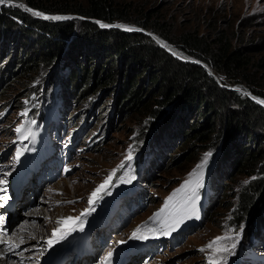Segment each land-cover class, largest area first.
Instances as JSON below:
<instances>
[{
  "label": "rangeland",
  "instance_id": "rangeland-1",
  "mask_svg": "<svg viewBox=\"0 0 264 264\" xmlns=\"http://www.w3.org/2000/svg\"><path fill=\"white\" fill-rule=\"evenodd\" d=\"M35 2L44 6L88 4V0H35ZM115 2L126 11L130 21H118L108 23L109 25L141 28L138 23L149 18L151 22L157 24L163 34L174 40L184 33H191L203 35L210 39L211 43H215L220 41L222 36L230 41L234 48L241 47L243 55L252 60V63L264 56V0H115ZM19 4L41 12L29 6L27 0H13V5ZM62 16H70L72 19L55 21L71 20L80 25L79 21L83 20L78 14L71 12ZM18 25L14 24L12 34L2 31L0 58L3 56L5 45L15 40L17 43H29L25 50L31 52L34 50V43L32 44L28 36L19 30L21 27ZM156 38L172 53H177L176 56L182 59L190 58L166 39L158 36ZM42 48L40 47L37 52H41ZM65 53L66 51L50 68H46L42 60H38L39 64L34 72H23L20 68L22 64L15 62L12 67L17 64L18 68H14V73L4 72L6 73L2 78L4 82L0 84V166H4L6 171L10 170L16 149L18 147L29 149L20 158L23 168L29 165L28 168H24L29 176L26 177L27 181L22 188L23 196L18 199L14 211H7V205H4V209L0 208V216L4 217L0 228L5 229L4 234L10 236L15 233L16 237L11 238L12 241L19 243L17 241L22 237L25 243L13 248V252H10L12 255L1 253V258L5 259L7 264L14 260H18V264H39V261L49 254L50 249H47L46 242L56 227L49 226L45 235L38 240L27 235L33 227L41 226L45 229L51 221L49 216L53 214L55 219L81 217L87 247L94 249L91 256L81 257V264H100L97 262L99 258L103 260L109 251L114 253V247L122 246L117 243L118 241H135L129 237L137 226L147 224L153 227L151 222L153 224L155 220L154 213L165 205L167 197L174 190L189 179V174L197 165L204 163L205 155L211 153L202 169V187L197 189L200 219H187L184 227L174 237L164 238L162 235L150 237L147 240L149 244L137 248L139 253L132 251L128 264H208V256L212 250L207 249L206 245L216 237L232 235L229 230L239 231L241 225L244 226L243 236L235 255L217 253L223 257L219 264H264V207L259 209L255 224L252 223L250 214L243 219L239 217L240 200L255 176L233 166L235 152H229L222 157V150L219 149L221 141L215 143L216 146L212 144V140L205 143L200 141L188 143L189 140L183 136L179 115L176 118L171 117V105L166 106V114L159 116L160 118L152 116L149 110L143 107L136 112L124 111L116 115L119 108L117 99L126 80L125 65L121 73L115 75L112 84L96 87L88 97L81 100L78 94H74L80 93L81 89L78 87L75 91L73 86L69 88L66 83L65 77L75 63L71 61L70 65L64 67ZM41 57L42 55L39 56ZM0 66V71L2 68L7 71L11 64L7 67L4 61ZM135 66L138 65L134 63L132 69H135ZM129 68L128 65L126 70ZM244 71L249 80L242 77L238 81L224 76H220L218 80L221 85L239 93H250L248 84L259 91H264V70H258L255 64H250ZM7 82L10 85L4 90ZM147 92L144 95H147ZM161 98L162 96H157L150 103V108L156 109ZM232 107L229 105L219 111L222 118L216 120L217 133L223 117L230 113ZM104 108L105 112L100 114ZM26 109L28 115L22 117L20 113ZM29 120L36 121L31 125L36 132L35 140L21 142L14 129L21 122L27 126ZM101 136L103 143L94 141ZM223 138L221 136L220 140ZM240 141L235 140L234 146H238ZM130 147L133 159L126 162L124 169L116 172L108 188L98 194L101 198L94 199L90 204L91 193L104 182L113 169L125 161ZM128 164H131L132 174L136 176V180L131 184H120L118 178L127 169ZM6 179L8 180L9 176ZM108 191L111 195L106 194ZM8 193L7 191L0 194ZM90 208L94 211L82 216V213ZM150 217L154 220H150ZM23 222L26 224L25 230L28 231L25 233L27 237L16 233ZM67 226L63 229L70 230L73 227L71 223ZM63 240L54 243L51 248L54 251L51 256L53 258L57 256V260L53 259L51 264H58L63 258L61 257L63 252L70 251ZM220 244L230 246L231 241L225 239ZM6 248H9V245ZM201 248H205V251H200ZM72 262L74 258L69 260L65 258L62 264Z\"/></svg>",
  "mask_w": 264,
  "mask_h": 264
},
{
  "label": "trees",
  "instance_id": "trees-1",
  "mask_svg": "<svg viewBox=\"0 0 264 264\" xmlns=\"http://www.w3.org/2000/svg\"><path fill=\"white\" fill-rule=\"evenodd\" d=\"M27 4L49 15L76 13L83 20L79 21L80 25L71 20H46L15 5H1L0 28H4L0 30V38L2 31L12 34L14 24H19V30L21 29L29 41L34 43V50H25L29 43H17L16 40L11 44L8 42L2 51L0 65L5 61L6 66L11 64V67L7 68V71L4 68L0 71V84L4 82V72L14 73V68H18L17 64L12 67L15 62L22 64L20 68L23 72H34L39 64L38 60H42V64L50 68L66 51L63 66L70 65L71 61L76 64L65 77L66 83L69 88L73 86L75 91L78 87L81 89L80 93L74 94H78L82 100L96 87L112 84L115 75L124 69L123 65L127 68L129 65V70H126V67L124 69L126 80L117 99L119 108L115 114L124 111L136 112L143 107L149 110V114L158 118L166 114V106L171 105V117L176 118L179 115L183 136L189 140L188 143H205L212 140L214 145L221 141L219 149L222 150V157L229 152H235L233 166L255 176L240 200L239 217L243 219L250 214L252 223H256L259 209L264 207V106L257 104L249 95L221 85L218 79L224 76L238 81L242 77L249 80L244 70L250 64H255L258 70H264V56L252 63V60L243 55L241 47L234 48L230 41L222 36L220 41L215 43H211V40L203 35L191 33H184L174 40L163 34L157 24L149 18L138 23L144 30L166 39L181 51L206 63L213 75L204 65L175 57L148 33L113 27L101 28L96 21L107 24L130 21L126 11L115 0H88L85 6H44L35 0H27ZM40 47H43L41 52H37ZM134 63L138 66L132 69ZM9 85L7 82L4 90H7ZM247 87L254 96L264 99V91H259L251 84ZM146 92L147 95H144ZM157 96L162 98L156 109H152L150 103ZM229 105L233 107L230 113L223 117L217 133L216 120L222 118L219 111ZM105 110H101L100 114ZM221 136L224 137L223 140H220ZM102 137L94 141L103 143ZM237 139L241 141L238 146H234L233 142Z\"/></svg>",
  "mask_w": 264,
  "mask_h": 264
},
{
  "label": "snow or ice",
  "instance_id": "snow-or-ice-1",
  "mask_svg": "<svg viewBox=\"0 0 264 264\" xmlns=\"http://www.w3.org/2000/svg\"><path fill=\"white\" fill-rule=\"evenodd\" d=\"M0 5H7V6H14L13 0H0ZM18 7L23 8L25 11L31 12L33 15L42 17L46 20H67L72 19L70 16H62V15H47L45 13L34 11L31 8H27L26 6L19 4L15 5ZM97 24L101 28H109V27H118L124 28L125 31H140V29H135L128 26L123 25H109L102 23L100 21H96ZM163 44V42H160ZM173 55H178L177 53L173 52ZM245 95H250L249 93L245 92ZM255 99V98H254ZM260 104H264V100L257 101ZM27 103V101L25 102ZM22 117H27L28 110L26 109L24 112L20 113ZM36 123L35 120H29L27 122V126L24 122L18 124L14 131L18 134V137L21 142L24 140L32 139L35 140L36 132L33 130L31 125ZM15 143V141H14ZM26 147H18L15 151V155L12 158V167L11 170H4V166H0V193H7V184L8 180L6 177L12 174V171L15 170V165L21 162L20 158L23 156L25 151H28ZM34 150V149H33ZM211 153H207L205 155V161H207V157L210 156ZM133 159L132 149L129 148L128 154L125 157V161H122L116 169H113L112 173L108 175V177L104 180L102 184H100L92 193L89 198V203L92 204L94 199H99L101 197L98 194L102 191H105L108 186L110 185L113 177L116 175V172L120 169L125 168V164L127 161H131ZM204 163L197 165V168L194 169L189 174V179L185 180L184 184L174 190L172 194H170L165 202V205L156 213H154L155 220L159 221L158 227H149L147 224L137 226L129 239L131 240H148L150 235L152 238H155L157 234L170 236L173 232L177 231L179 226L183 224L187 219H200L199 209L197 207V202L199 200V196L197 195V189L202 187V169L204 167ZM66 171H71L70 169H66ZM133 173L131 164L127 165V169L123 172V174L118 178L120 184H131L134 180H136V176ZM255 179V177H253ZM247 183V181L245 182ZM183 195L181 196V194ZM107 195H111V192L108 191ZM180 197V199H177ZM9 197L6 194H0V207H4L8 203ZM69 203H72L69 201ZM91 211L94 209L90 208L86 210L83 215L90 214ZM167 213V215H165ZM231 217H229L230 219ZM153 220V217L149 218ZM4 222V217L0 216V223ZM66 223H71L73 227L70 230H65L62 227H58L53 230L51 238L47 240V249H51L54 243H59L61 240L66 239L68 235L71 234V231H75L77 228L80 231L84 229V222L81 217H67L61 218L57 221V224L64 225ZM244 226L241 225L239 231H235L234 229H230L229 231L232 232V235H227L225 237H216L212 241H210L207 245V249H211V254L208 256V264H219V261L223 259V257L218 256L217 253H228L229 255H235V250L237 246L240 244V241L243 236ZM59 233V235H57ZM230 240L231 244L229 245H221L220 242L222 240ZM127 241H118V244L126 243ZM8 244L9 250L11 251L13 248H18L21 244L25 243V240L21 237L19 239V243H14L12 241H5L0 239V244ZM46 249V250H47ZM200 251H205V248H201ZM113 256V252L109 251L103 258V264H110L111 257Z\"/></svg>",
  "mask_w": 264,
  "mask_h": 264
},
{
  "label": "bare ground",
  "instance_id": "bare-ground-1",
  "mask_svg": "<svg viewBox=\"0 0 264 264\" xmlns=\"http://www.w3.org/2000/svg\"><path fill=\"white\" fill-rule=\"evenodd\" d=\"M254 96V95H253ZM254 98L258 101V99H261V100H264L263 98H258V97H256V96H254ZM25 171H26V169H24V173H25ZM26 174V177H28L29 176V174L28 173H25ZM7 191H9L8 189H7ZM23 191V190H22ZM1 208V207H0ZM3 209H4V207H3ZM2 210V209H1ZM7 211H9L8 209H6ZM3 211V210H2ZM10 212V211H9ZM8 212V213H9ZM18 214H19V212H18ZM12 215V214H11ZM56 215V214H55ZM165 215H167V213H165ZM16 216V215H15ZM19 216L20 217H22V215L21 214H19ZM49 216V215H48ZM50 217V219H51V221H49V224H48V226H46V228L45 229H42L41 228V226H38V227H33V228H31L32 230H31V232H29V234L27 235V236H32L33 237V239H35V240H38V239H41L44 235H45V233L47 232V230H48V228H49V226L50 227H52L53 226V228L54 227H65L66 228V226H67V224L69 225V223H66L65 224V226H61V225H59V224H57V221L59 220V219H55V217H54V215L52 214V215H50L49 216ZM154 220V219H153ZM152 220V221H153ZM25 222V221H24ZM23 222V223H24ZM21 223L20 225H19V232H16V233H18L19 234V236L20 235H22V236H25V237H27L26 235H25V233L26 232H28L27 231V229L25 230V228H26V224L24 223ZM185 223H186V221L183 223V224H181L180 226H179V228H178V230L177 231H175V232H173L170 236H164V235H162L164 238L165 237H174V235H176L177 233H178V231H180L183 227H184V225H185ZM151 225L153 226V227H158L159 226V221H157V220H154V222H153V224H152V222H151ZM28 226V225H27ZM32 226V225H31ZM73 226V225H72ZM68 227V226H67ZM18 228V227H17ZM16 229V228H15ZM70 229V228H69ZM0 231H2V232H0V239H3V240H10V241H12V239H14L15 237H16V234L15 233H13V234H11L10 236H8V234H4V231H5V229L4 228H0ZM77 231L78 230H76V232H73V233H71L70 235H68V236H71V237H69V241H68V244H69V242H70V240L72 239V237H75V235H76V233H77ZM158 235H160V234H157L156 236L158 237ZM18 236V237H19ZM10 237V238H9ZM150 237H151V235H150ZM12 238V239H11ZM27 240V239H26ZM13 242V241H12ZM17 242H19V241H17ZM28 242V241H27ZM127 244H132V246H134V250L132 249V251H133V253H135V252H137L138 251V249L137 248H140V247H143L144 245H146V244H149L148 243V241L146 240V241H141V240H135V241H132V242H126L125 243V245H127ZM7 245L8 244H2L1 245V247H0V264H7V261L5 260V259H2L1 258V253H10V252H13V249L10 251L9 250V248H6L7 247ZM65 245H67V243L65 244ZM70 246H72L71 244H69ZM73 247V246H72ZM132 251H131V253H132ZM49 253L52 255L53 253H54V251H53V249H50L49 250ZM130 253V254H131ZM11 254V253H10ZM21 254H23V253H21ZM59 254V253H58ZM57 254V255H58ZM73 254H74V252L73 251H69V252H66V251H64L63 252V255L61 256V257H65L66 259H72L73 258ZM12 255V254H11ZM50 255V256H51ZM136 255H138V254H136ZM26 257L28 256V255H25ZM19 258V257H18ZM29 259V258H28ZM54 260H57V256L55 257V258H53ZM133 259H137V258H133ZM82 260V258L81 257H79V258H77L76 260H74V262H72V264H81V261ZM27 261V260H26ZM9 263H11V264H18L19 263V261L17 260H14L13 262H9ZM23 263H25V262H23ZM69 263V262H68Z\"/></svg>",
  "mask_w": 264,
  "mask_h": 264
},
{
  "label": "water",
  "instance_id": "water-1",
  "mask_svg": "<svg viewBox=\"0 0 264 264\" xmlns=\"http://www.w3.org/2000/svg\"><path fill=\"white\" fill-rule=\"evenodd\" d=\"M121 29H123L124 30V28H121ZM135 29H140V31H138V32H142V33H148V34H150L152 37H154L158 42H159V40L156 38L157 36H155V34H152V33H150V32H148L147 30H144L143 28H136L135 27ZM159 44L164 48V49H167L171 54H173L166 46L164 47L160 42H159ZM186 53V52H185ZM187 54V53H186ZM175 57H178V56H176V55H174ZM188 56H190L189 54H188ZM179 59H181L182 61H187V62H193V63H197V64H200V65H204L206 68H207V70L211 73V74H213L212 73V71H211V69L209 68V66L206 64V63H204V62H201V61H199L198 59H196L195 57H191L190 56V58L189 59H182V58H180V57H178ZM214 75V74H213ZM250 92V91H249ZM250 95V98L253 100V101H255L257 104H259L260 105V103H258L257 102V100L256 99H254V94L252 93V92H250L249 93ZM261 105H263L264 106V104H261Z\"/></svg>",
  "mask_w": 264,
  "mask_h": 264
}]
</instances>
